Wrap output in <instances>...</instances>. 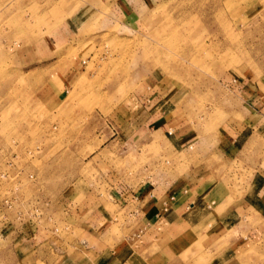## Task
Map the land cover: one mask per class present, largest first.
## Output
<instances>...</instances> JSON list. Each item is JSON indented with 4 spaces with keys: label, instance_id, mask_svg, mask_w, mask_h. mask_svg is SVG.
I'll return each mask as SVG.
<instances>
[{
    "label": "rangeland",
    "instance_id": "374dc122",
    "mask_svg": "<svg viewBox=\"0 0 264 264\" xmlns=\"http://www.w3.org/2000/svg\"><path fill=\"white\" fill-rule=\"evenodd\" d=\"M0 19V146H42L24 159L22 194L59 211L65 196L75 204L106 196L110 180L133 188L179 180L188 190L181 211L205 217L225 203L201 205L204 184L239 195L264 159V0H0ZM183 134L192 141L177 145ZM56 218L63 241L94 246L69 248L73 264H98L97 250L114 253L127 234L109 221L104 233H68ZM212 224L154 241L188 243L167 262L192 264L202 245L219 254L238 235L219 238ZM231 264H264V236Z\"/></svg>",
    "mask_w": 264,
    "mask_h": 264
},
{
    "label": "crops",
    "instance_id": "0c3cea01",
    "mask_svg": "<svg viewBox=\"0 0 264 264\" xmlns=\"http://www.w3.org/2000/svg\"><path fill=\"white\" fill-rule=\"evenodd\" d=\"M19 20L25 26L24 19L19 18ZM5 23V19H0V26ZM67 32L70 33V28ZM66 34L65 32L64 37L68 38ZM4 41L6 40L3 39L2 42ZM64 93H68V88L64 89ZM61 101L63 98H60ZM240 136L238 133L237 138ZM237 138H233L232 141ZM174 139L176 144L181 146L192 141V138L185 134L174 135ZM110 183L106 196L104 193L91 192L84 195L76 204L71 202V197L65 196L59 204L61 207L59 211H55L56 203L53 204L51 201L50 205L55 218L60 214V220L66 223L65 230L68 233L74 232L75 228H81L87 235H92L98 230L104 233L105 226L102 224L108 221L116 224L120 229L127 230V234L114 246V253L109 247L97 250L98 264H114L113 257L106 251L115 255L117 261L115 264H169L167 262L169 251L179 254L187 248L188 243L160 244L154 241L157 239L156 234L168 230L180 232V228L184 229L183 232L190 229L195 230L194 232H203V222L207 219L213 222L211 226L214 229H211V234L220 233L222 236L219 238L224 237L226 231L230 234L238 232V235L236 238L233 237L229 244L222 246L219 254L215 252L216 247L212 245L213 242L202 245L192 264H231L236 252L250 246L252 239L259 241L264 236V159L255 165L251 178L239 195L226 194L218 184H204V190L200 191L201 195L197 197L196 193L195 196L201 205L210 209L213 205L225 203L221 205L222 209L219 212L210 210L205 217L197 216L196 212L190 214L185 209L181 211L188 190L179 180L167 184H141L135 188L125 186L115 179L110 180ZM188 205L194 208V204L190 201ZM120 214L123 215L122 221L119 219ZM255 222L260 225L254 227ZM61 234L40 227L7 229L0 233L3 241V247L0 249V264H10L9 258L3 257L1 253L6 251L13 254V264H73L70 262L69 248H76L80 254L89 253L90 249H94V246L89 245L85 239L82 242L84 246L75 247L72 243L63 241ZM146 234L154 235L153 239L140 241ZM194 249L197 250L196 247ZM124 251L128 253L125 256H123ZM199 256L201 258L210 256V260L199 262L197 261Z\"/></svg>",
    "mask_w": 264,
    "mask_h": 264
},
{
    "label": "built area",
    "instance_id": "2783aa9c",
    "mask_svg": "<svg viewBox=\"0 0 264 264\" xmlns=\"http://www.w3.org/2000/svg\"><path fill=\"white\" fill-rule=\"evenodd\" d=\"M21 147L14 139L7 148L0 146V181L2 182L0 185V233L7 229L25 227L32 229L40 227L52 233H58L61 228L50 210L51 200H36L22 194L23 182H18L24 174V159L39 155L42 152V146L36 144ZM15 177L17 178L14 179ZM12 179L14 184L7 185ZM25 179L35 181L36 175L27 173ZM64 228L67 229V225Z\"/></svg>",
    "mask_w": 264,
    "mask_h": 264
}]
</instances>
